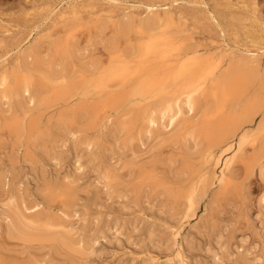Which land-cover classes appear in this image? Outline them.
<instances>
[{
	"label": "bare ground",
	"instance_id": "1",
	"mask_svg": "<svg viewBox=\"0 0 264 264\" xmlns=\"http://www.w3.org/2000/svg\"><path fill=\"white\" fill-rule=\"evenodd\" d=\"M175 2L86 18L68 5L49 32L32 25L31 40L0 69V221L13 246L23 247H0V264H92L91 231L75 230L70 218L116 190L138 208H161V225L141 247L151 257L139 264H158L161 255L160 264H202L194 249L204 242L216 264L261 262L243 254V242L222 245V215L229 205L237 219L245 212L253 177L264 188V40L229 47L209 13L220 40L210 52L184 35L170 12ZM154 143L169 155L135 167ZM84 156L94 181L86 186L77 174ZM67 162L76 180L61 176ZM26 174L25 187L15 189ZM257 209L264 240V193Z\"/></svg>",
	"mask_w": 264,
	"mask_h": 264
},
{
	"label": "rangeland",
	"instance_id": "2",
	"mask_svg": "<svg viewBox=\"0 0 264 264\" xmlns=\"http://www.w3.org/2000/svg\"><path fill=\"white\" fill-rule=\"evenodd\" d=\"M24 1H27L26 4ZM108 1L110 0H0V39L3 40V43L0 44V55H2L0 69L13 61L16 55V47L20 43L22 44L21 46H24L31 40L33 36H26L29 34L32 25L44 23L40 28V32L44 31L42 32L43 34L49 32L51 21L56 18L57 13L63 12L68 5H75L82 17L86 18L90 11L117 14L125 10L128 13L137 15L142 11L140 8L142 4L150 2L162 3L168 0H116L113 3H108ZM176 1L173 5L171 4L170 12L176 20L178 18L182 19L180 22L184 35H190L194 43L201 48L208 49L210 52H214L211 50L214 49L215 44H220V40L218 37L219 28L209 19V13H213L216 16L219 26L225 33V43L229 47L238 44L239 48H252L253 43L260 45L264 40V0ZM22 9H24L25 13H30L31 16L26 17V15L22 14ZM36 9H40L37 10L39 14L34 15V10ZM52 9H54L53 13L48 18H45ZM25 38L27 39L24 40ZM260 60V63L263 62L262 64L264 65V58H260ZM150 146V151L134 160L135 167L169 155L168 150H163L160 144L156 145L154 143ZM87 160L86 156L82 158V169L77 172V174H82L78 183H84L85 186L90 182H94L91 178L92 166L88 164ZM73 169L72 163L67 162L62 167L61 176L69 173L70 178L72 180L75 178L74 180H76L77 174ZM217 172H219V169ZM234 173L238 175L236 169H234ZM125 175H127V170L119 172L120 177ZM25 180H30L29 174H26V179L21 180L14 188L25 187L23 185ZM98 186L101 189V185ZM31 189H33V186H31ZM263 193L262 183L257 177H253L246 191L245 212L237 219L238 210L233 208V205H229L228 209L231 210L222 215L223 229H226L223 232L222 245L226 248L230 246V249H232L238 243L243 242V254L247 255L250 260L260 258L261 262L258 264H264V240L263 238L259 239L261 226L257 217V203ZM0 196L3 199L2 194ZM142 204V207L138 208L129 201L127 195L120 190H116L111 194L109 201L99 206L96 205V208L92 207L93 213L89 211L82 212L79 209L70 218L72 222H77L72 226L75 230L81 229L84 231L85 228L89 227L91 231L90 244L92 250L87 259L90 263L117 264L121 262L122 264H129L133 261V264H139L151 257L149 251L141 247L143 244L148 243L147 233L152 231L154 226L161 225V208L158 204L153 206L154 203H151L150 206ZM86 214H89V216L85 219ZM203 214L204 204L200 205L196 217L190 221V225H194ZM91 220H93L94 225L90 223ZM80 221L82 222L81 224ZM4 226L5 223L0 221V247L7 251L13 250L12 253L14 251L17 252L18 249V251L22 250V246L14 247L13 244L16 243L7 239ZM188 226L181 230V236H185L188 232ZM83 231H81V234H84L82 233ZM204 244L205 242L194 249V255L202 257V264H216L210 259V255L206 251L204 252L207 247ZM211 251H214V249L212 248ZM226 251L230 253L231 250L226 249ZM35 252L36 250L32 249L31 253L35 254ZM155 258L158 259V264L165 260L162 255L158 256V258L155 256ZM224 264L230 263L225 261Z\"/></svg>",
	"mask_w": 264,
	"mask_h": 264
}]
</instances>
